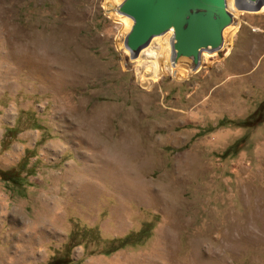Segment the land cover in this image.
<instances>
[{"label":"rangeland","instance_id":"obj_1","mask_svg":"<svg viewBox=\"0 0 264 264\" xmlns=\"http://www.w3.org/2000/svg\"><path fill=\"white\" fill-rule=\"evenodd\" d=\"M121 1L0 0V264H264V0L160 76Z\"/></svg>","mask_w":264,"mask_h":264},{"label":"water","instance_id":"obj_2","mask_svg":"<svg viewBox=\"0 0 264 264\" xmlns=\"http://www.w3.org/2000/svg\"><path fill=\"white\" fill-rule=\"evenodd\" d=\"M248 2L254 7L260 0ZM117 8L119 17L132 21L125 40L131 59L154 38L172 32L175 58H194L198 64L204 52L222 49L224 32L234 22L228 0H123Z\"/></svg>","mask_w":264,"mask_h":264},{"label":"bare ground","instance_id":"obj_3","mask_svg":"<svg viewBox=\"0 0 264 264\" xmlns=\"http://www.w3.org/2000/svg\"><path fill=\"white\" fill-rule=\"evenodd\" d=\"M168 37H167L168 40H166V41H164L162 43H160V40H162L163 37L154 38L152 40L151 44L147 48H145L144 50L141 51V53L139 54L138 58L135 60L136 63H139L140 65L142 63H144V62L146 63L145 65H147V63L151 64V67H153L155 69L154 73H155L156 76H160L161 74L162 75L174 74V72H175V68L173 66V61H174V56L173 55H174V53L172 51L173 33L169 32V36ZM155 43H159L158 44L159 46L158 47H152V45L155 44ZM168 55L170 56V58L168 57ZM162 62L168 63L167 67H164V68L162 67L161 68V65H162L161 63ZM147 66H149V65H147ZM146 67L144 66V70H145ZM140 68H138V70H140ZM148 71L149 70H147V72ZM149 74H151V71L149 72ZM156 76H154V77H156ZM142 83H143V81H142Z\"/></svg>","mask_w":264,"mask_h":264},{"label":"trees","instance_id":"obj_4","mask_svg":"<svg viewBox=\"0 0 264 264\" xmlns=\"http://www.w3.org/2000/svg\"><path fill=\"white\" fill-rule=\"evenodd\" d=\"M251 122V119H247L246 121L242 122V125H247ZM225 124H227L226 121H223L222 123H220V126H225ZM232 150L236 151V145H233L231 147H229V149L225 152V153H229L232 152ZM0 176L2 177V179L4 181H11L14 180V178L16 179V177L13 176L12 171H0ZM17 180V179H16ZM132 243V234L122 238L121 240H115L112 242V247H110L109 250L107 251H103V254L105 255H110L120 249L125 248L126 246H128V244Z\"/></svg>","mask_w":264,"mask_h":264},{"label":"built area","instance_id":"obj_5","mask_svg":"<svg viewBox=\"0 0 264 264\" xmlns=\"http://www.w3.org/2000/svg\"><path fill=\"white\" fill-rule=\"evenodd\" d=\"M114 8H115V9H114ZM114 8H113V12H116V13H117V12H118V8H117V7H114ZM107 10L110 11L109 8H108Z\"/></svg>","mask_w":264,"mask_h":264}]
</instances>
